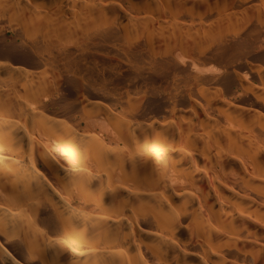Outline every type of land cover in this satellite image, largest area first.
<instances>
[{"label":"bare ground","instance_id":"obj_1","mask_svg":"<svg viewBox=\"0 0 264 264\" xmlns=\"http://www.w3.org/2000/svg\"><path fill=\"white\" fill-rule=\"evenodd\" d=\"M0 264H264V0H0Z\"/></svg>","mask_w":264,"mask_h":264}]
</instances>
